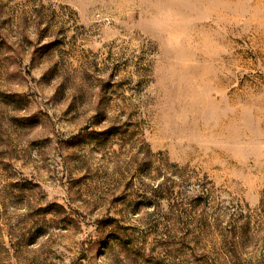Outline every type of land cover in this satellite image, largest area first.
I'll use <instances>...</instances> for the list:
<instances>
[{
	"label": "rangeland",
	"instance_id": "obj_1",
	"mask_svg": "<svg viewBox=\"0 0 264 264\" xmlns=\"http://www.w3.org/2000/svg\"><path fill=\"white\" fill-rule=\"evenodd\" d=\"M0 264H264V0H0Z\"/></svg>",
	"mask_w": 264,
	"mask_h": 264
}]
</instances>
